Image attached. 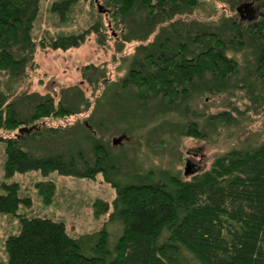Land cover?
<instances>
[{
  "label": "trees",
  "instance_id": "obj_1",
  "mask_svg": "<svg viewBox=\"0 0 264 264\" xmlns=\"http://www.w3.org/2000/svg\"><path fill=\"white\" fill-rule=\"evenodd\" d=\"M78 1L50 0L49 12L65 24ZM199 2L112 0V17L124 28L122 42L140 43L136 55L119 88L94 104L89 126L65 127L44 122L89 110L91 104L79 86L62 89L56 102L50 94L20 91L16 85L37 45L67 51L90 34L104 45L103 25L59 30L48 43H37L34 29L43 0H0V73L8 77L6 89L0 88L4 179L31 172L88 180L102 175L116 192L110 204H95V215H107V221L87 234L73 236L62 221L21 215L18 233L4 241V264H264V143L232 149L207 170L182 179L129 167L105 136L136 135L137 123L159 99L165 114L179 116L186 122V133L200 137L196 122L190 120L192 99L224 93L238 79L240 68L228 57L230 50H249L253 59L245 60L244 69L264 84V15L256 26L244 27L233 15L216 26L176 19L191 14ZM260 6L264 10V0ZM87 68L83 77L91 84L100 69ZM248 78L241 80L253 95ZM234 123L229 112L207 120L215 129ZM25 127L33 130L15 133ZM50 187L37 186L42 193ZM1 188L0 215H15L20 206H31L29 198L20 196L17 182H3ZM109 223L119 227L117 234Z\"/></svg>",
  "mask_w": 264,
  "mask_h": 264
},
{
  "label": "rangeland",
  "instance_id": "obj_2",
  "mask_svg": "<svg viewBox=\"0 0 264 264\" xmlns=\"http://www.w3.org/2000/svg\"><path fill=\"white\" fill-rule=\"evenodd\" d=\"M260 1L235 0L232 4L230 0H200L199 7L191 14L176 19L216 26L222 18L233 15L239 18L243 27L247 23H254L256 26L264 15ZM49 3L50 0H43L40 16L35 24L34 36L37 43H48L49 36H55L59 30L69 33L100 22L104 27V45L98 43L95 34H90L83 44L67 51L37 45L33 60L16 86L20 91L28 93L50 94L56 102L62 89L79 86L91 104L89 110L74 116L48 119L44 124L66 127L84 123L89 126L87 119L94 104L99 99L104 101L127 76L140 43L122 42L121 32L124 28L112 17L116 8L112 0H79L72 7L65 24H59L56 16L49 12ZM154 36L155 34L147 42L144 41V44L152 41ZM227 55L238 63V79H234L232 86L224 93L192 99L190 120L196 122V127L202 134L200 137L187 134L184 128L186 122L173 113L165 114L160 100L155 99L145 113L146 118L137 123L140 127L137 128L136 135L120 133L109 136L103 132L114 153L123 154L129 167H137L142 174L152 171L160 176L161 172H169L188 179L207 170L218 156L232 149L263 144L264 84L256 75L250 76L244 69L245 60L253 59L249 50H230ZM90 66L100 69L98 75L92 77L94 79L91 84L83 77L85 68ZM171 72L176 74L175 69H171ZM91 75L92 73L88 76ZM178 77L177 75L175 80ZM243 77L248 78L246 83H250L249 86H253V95L248 94L249 87L241 80ZM7 81V75L0 73L1 89H6ZM220 112L231 113L235 117V123L216 129L208 126L209 117ZM15 133L19 134V130ZM2 154L1 152L0 191L3 182H17L20 196L29 198L31 206H20L15 215H0V264L7 260L4 241L8 235L18 233L20 216L23 214L62 221L68 233L73 236L96 231L107 221V215H95L94 206L110 204L116 192L102 175L88 180L59 176L56 173L44 176L40 172H31L4 179ZM187 163L192 172L189 175H185ZM40 184H50L51 187L42 193V188H37ZM107 225L113 234L118 233L119 227L110 226L111 223Z\"/></svg>",
  "mask_w": 264,
  "mask_h": 264
},
{
  "label": "water",
  "instance_id": "obj_3",
  "mask_svg": "<svg viewBox=\"0 0 264 264\" xmlns=\"http://www.w3.org/2000/svg\"><path fill=\"white\" fill-rule=\"evenodd\" d=\"M238 12H240V10H238ZM31 130H33V127L32 128H21L20 130H19V133H20V135L21 134H23V133H25V132H30ZM190 173H192V172H190V164L189 163H187V167H186V170H185V175H189Z\"/></svg>",
  "mask_w": 264,
  "mask_h": 264
},
{
  "label": "flooded vegetation",
  "instance_id": "obj_4",
  "mask_svg": "<svg viewBox=\"0 0 264 264\" xmlns=\"http://www.w3.org/2000/svg\"><path fill=\"white\" fill-rule=\"evenodd\" d=\"M250 7H251V6H250ZM250 7H249V8H250Z\"/></svg>",
  "mask_w": 264,
  "mask_h": 264
}]
</instances>
